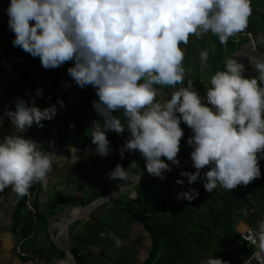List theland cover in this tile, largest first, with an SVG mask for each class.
Returning <instances> with one entry per match:
<instances>
[{
  "label": "clouds",
  "instance_id": "1",
  "mask_svg": "<svg viewBox=\"0 0 264 264\" xmlns=\"http://www.w3.org/2000/svg\"><path fill=\"white\" fill-rule=\"evenodd\" d=\"M7 11L14 47L39 57L45 69L74 61L68 75L80 88L91 85L96 90L93 107L101 119L92 121L88 134L101 156L111 151L107 133L119 135L127 128L130 135L121 156L138 151L147 172L165 179L171 165L180 163L182 120L194 133L187 143L196 171L180 173L189 184L201 179L208 192L218 186L232 191L261 176L257 153L264 152V59L249 57L255 77L244 74L237 56L225 59L224 70L210 79L207 103L192 79L166 102L156 100L157 85L185 83L186 49L180 45H187L191 35L199 39L209 32L227 44L248 27L251 0H11ZM257 39L264 44V34ZM208 58L207 50L200 52L202 62ZM42 94L36 90V96ZM59 103L64 106L63 100ZM116 112H122L124 122ZM56 115V104L41 109L35 98L31 104L18 98L15 110L7 112L17 134L0 137V191L11 187L25 196L34 183L46 181L57 155L41 150L40 142L22 133L34 123L43 128V121ZM206 166L209 170L202 175ZM109 178L127 179L128 171L117 164ZM198 196L196 189H189L177 199ZM251 243L264 252V221ZM202 264L228 262L210 256Z\"/></svg>",
  "mask_w": 264,
  "mask_h": 264
},
{
  "label": "trees",
  "instance_id": "2",
  "mask_svg": "<svg viewBox=\"0 0 264 264\" xmlns=\"http://www.w3.org/2000/svg\"><path fill=\"white\" fill-rule=\"evenodd\" d=\"M10 2L11 0H0V46L7 45V54L13 47L14 55L23 57L22 64L26 67L21 77L12 81L9 88L16 90L18 94H29L28 103L31 104L32 99L35 98L36 106L41 109L46 108L48 101L50 105L56 104L58 110L61 99L57 94L64 92L73 94L70 103L63 109V115L57 118L59 144L96 152V145L92 143L88 133L92 121L101 118L93 105L86 106V103H93L98 99L96 90L91 85L80 88L68 75L67 70L73 66L74 61L66 62L58 68L45 69L39 57H33L21 48L13 46L15 34L9 28L7 11ZM251 6L253 11L249 17L248 27L243 32L230 37L227 44H221L218 37L211 32L199 38L200 52L203 50L209 52L206 69L201 70L198 65L192 64V58L189 57L188 52L195 55V50L190 48L185 51L183 62L187 70L184 85L162 86L163 90L167 94L173 93L178 88L186 86L188 79H192L199 95L205 98L203 102L207 103L206 94L207 87H211L210 79L217 71L224 70L225 59L230 58L240 49L245 51L255 49L254 54L264 57V44L259 43L257 39L264 34V0H251ZM180 46L184 48L185 45ZM244 74L248 77L258 76L254 67L245 68ZM37 89L42 90V96H36ZM208 106L211 107V105ZM114 115L120 116L124 122L122 112H116ZM35 126L37 125L34 123L22 135L28 138ZM180 126L184 132L180 151L186 152L180 158L178 156L181 162L191 159V153L188 154V152H192L193 148L187 141L194 133L182 120ZM48 131L49 127H44L41 150L45 152L49 148ZM129 135L127 128L119 135L114 131L107 133L111 149L107 155L110 160V172L117 164L129 170L127 179H115L116 189L136 174L147 170L145 160L138 151H125L123 157L121 156V148ZM257 156L261 176L247 186L240 185L232 191L218 186L212 193L208 192L204 187V180L201 179L189 184L188 178L181 176L180 173L182 170L195 172L196 169L192 164L176 171L166 172L165 179L154 176L144 179L134 187L138 189L133 197H129L130 193L127 191L111 199L109 202L116 204L117 209L126 215L127 225L140 223L150 235V252L142 264H202V261H206L210 256L221 258L228 264H245L255 248L242 239L237 224L242 219L252 226L256 217L264 212V152H258ZM162 159L167 162L166 157ZM168 163L171 164V162ZM207 170L209 168L206 166L202 170V175ZM87 172L88 169H85L83 184L94 189L100 188L93 192L92 200L105 194L104 185L108 180L100 172L96 174ZM178 179L183 180L184 183L177 184ZM120 181L122 184H119ZM189 189H196L199 196L192 201L177 199L181 191ZM24 199L25 196H21L13 224L14 233L21 237H27L35 229L33 217L25 209ZM39 218L38 213L37 221ZM114 230L111 224L93 215L85 220L75 237V244L71 246L78 264H97L96 255L91 247L103 245ZM101 233L105 235L102 237ZM59 253L64 256L62 251L59 250ZM101 253H104L103 249ZM106 257H108L107 254ZM117 263L126 264L127 262L125 259H118ZM259 263L256 259L248 262V264Z\"/></svg>",
  "mask_w": 264,
  "mask_h": 264
},
{
  "label": "crops",
  "instance_id": "3",
  "mask_svg": "<svg viewBox=\"0 0 264 264\" xmlns=\"http://www.w3.org/2000/svg\"><path fill=\"white\" fill-rule=\"evenodd\" d=\"M6 46H0V118L3 120L0 124V137L17 134L7 112L15 110L18 98L27 102L30 100L29 94H18L16 90L9 88L12 81L21 77L26 65L22 64L23 57L15 56L14 53L7 54ZM57 96L63 100L64 106L58 103L57 115L52 120H45L44 125L45 128L49 127L48 151L55 152L57 162L46 181L36 182L35 204L40 218L33 234L21 237L14 233L15 212L21 196L13 192L11 187L0 191V264H33L31 256H21L17 252L19 244L23 250L40 255L41 264H48L50 260L56 259L64 260L63 264H69L65 255H60L59 250H62L55 242L66 240L71 249L78 231L91 215L111 224L115 228L111 234L122 241L120 246H116L112 235H109L103 245L91 247L97 264H118V259H125L126 264H142L150 252V235L140 223L127 225L126 215L117 209L116 204L109 202L110 200L96 206L85 218L75 220L80 215L82 206L93 200V192L100 189L83 184L85 169H88V174L100 172L107 178L105 194L115 191L117 185L115 179H108L110 160L107 156H101L93 150L59 144L57 118L63 115V109L70 103L73 94L64 92ZM48 106L50 103L47 101L46 107ZM262 221L264 212L256 217L252 226L241 219L237 229L242 232L248 227H254L258 231ZM102 249L104 253H101Z\"/></svg>",
  "mask_w": 264,
  "mask_h": 264
},
{
  "label": "water",
  "instance_id": "4",
  "mask_svg": "<svg viewBox=\"0 0 264 264\" xmlns=\"http://www.w3.org/2000/svg\"><path fill=\"white\" fill-rule=\"evenodd\" d=\"M237 56L239 61L241 63H243L245 65V68L247 67H253L252 63H250L249 61V57H254L256 59H264V57L259 56L257 54L254 53H249L245 50H238L237 52L233 53L230 58ZM211 107L213 108V110H215L214 106L211 105ZM192 159H188L185 161H181L178 165H171V171H176L179 170L181 168L187 167L192 165ZM168 171V172H171ZM152 175H150L147 170H144L138 174H136L135 176H133L132 178H130L124 185H122L120 188L116 189L113 192L110 193H106L103 194L95 199H93L92 201L88 202L87 204L82 206L81 209V213L79 216H77L75 220H80L85 218L96 206L107 202L108 200L114 199L118 196H120L121 194L130 191L132 189H134V187L140 183L141 181H143L144 179L150 177ZM133 192V190H132ZM136 195V192H133ZM135 195H131V197L135 196ZM57 244V246L63 251L64 255H65V259L69 264H78L77 259L75 257V255L73 254V252L71 251V249L69 248V245L67 244V241L64 240L62 242L56 241L55 242Z\"/></svg>",
  "mask_w": 264,
  "mask_h": 264
},
{
  "label": "built area",
  "instance_id": "5",
  "mask_svg": "<svg viewBox=\"0 0 264 264\" xmlns=\"http://www.w3.org/2000/svg\"><path fill=\"white\" fill-rule=\"evenodd\" d=\"M43 124L45 125L44 121H43ZM43 131H44V127L41 128V127L35 126L32 129V132L30 133V135L28 137H31L34 140L40 142V145H41L42 140H43ZM35 188H36V183H34L31 186L28 194L25 195L24 206H25V209L32 215L33 220H34V224L36 226L39 211H38V208L35 204ZM34 231H35V229H33L31 234H33ZM255 233H256L255 230H253L251 227H248L241 232V237L243 240L248 241L250 244H252L251 240L254 237ZM253 246H254L255 250L250 255L249 259L247 260V262L245 264H248V262L251 259H256L260 262L259 264H264V252H261V250L258 248L257 245H253ZM17 252L21 256H25V257L31 256L33 264H41V262H42V257L40 255H38L36 253L31 254L28 251L23 250L21 247V244H19V246H17ZM63 262H64V260L56 259V260H50L48 262V264H63Z\"/></svg>",
  "mask_w": 264,
  "mask_h": 264
},
{
  "label": "rangeland",
  "instance_id": "6",
  "mask_svg": "<svg viewBox=\"0 0 264 264\" xmlns=\"http://www.w3.org/2000/svg\"><path fill=\"white\" fill-rule=\"evenodd\" d=\"M206 37L208 38V35H207ZM190 48H193V49L195 50V55H193L192 53H189V52H188L189 57L192 58V64H193V65H198L199 68H200L201 70L206 69V68L208 67V62L205 63V62H202V61H201V59H200V48H201V46H200V44H199V39H198L196 36H194V35H191V36L189 37V42H188V44L184 46V49H186V50H189ZM247 52H249V53H254V52H255V49H249V50H247ZM13 53H15V50H13V47H11V48H10V52H9V54H13ZM184 60H185V57H184ZM184 60H183V62H184ZM156 87L158 88L159 93H160V94L156 97V99H157L159 102L163 103V102H166L167 100H169V99L171 98V94H172V93L167 94L166 91L163 90L162 86L157 85ZM89 105H93V103H91V102H90V103H86V106H89ZM91 107H92V106H91ZM91 107H90V108H91ZM177 115H180V114L177 113ZM185 153H186L185 150L180 151V153H178L179 158H180L181 155H183V154H185ZM189 153H191V152H188V154H189ZM127 171L129 172L128 168H127ZM119 184H122V181H120ZM135 187H136V186H135ZM136 189H138V188H136ZM136 189H135V188L132 189L133 192H134V191L136 192ZM132 190L128 191V193H131V195H135V194L132 192ZM129 195H130V194H129ZM129 195H128V196H129ZM263 209H264V207H263Z\"/></svg>",
  "mask_w": 264,
  "mask_h": 264
}]
</instances>
